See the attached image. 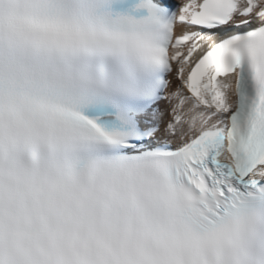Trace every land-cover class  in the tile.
I'll return each mask as SVG.
<instances>
[{
	"label": "snow or ice",
	"instance_id": "obj_1",
	"mask_svg": "<svg viewBox=\"0 0 264 264\" xmlns=\"http://www.w3.org/2000/svg\"><path fill=\"white\" fill-rule=\"evenodd\" d=\"M0 264H264V0H0Z\"/></svg>",
	"mask_w": 264,
	"mask_h": 264
}]
</instances>
